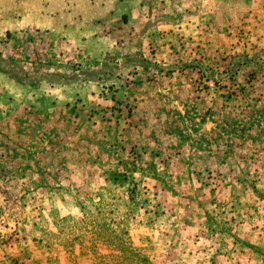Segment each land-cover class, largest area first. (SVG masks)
Instances as JSON below:
<instances>
[{
  "label": "rangeland",
  "instance_id": "obj_1",
  "mask_svg": "<svg viewBox=\"0 0 264 264\" xmlns=\"http://www.w3.org/2000/svg\"><path fill=\"white\" fill-rule=\"evenodd\" d=\"M0 264H264V0H0Z\"/></svg>",
  "mask_w": 264,
  "mask_h": 264
},
{
  "label": "trees",
  "instance_id": "obj_2",
  "mask_svg": "<svg viewBox=\"0 0 264 264\" xmlns=\"http://www.w3.org/2000/svg\"><path fill=\"white\" fill-rule=\"evenodd\" d=\"M117 243V242H116Z\"/></svg>",
  "mask_w": 264,
  "mask_h": 264
}]
</instances>
